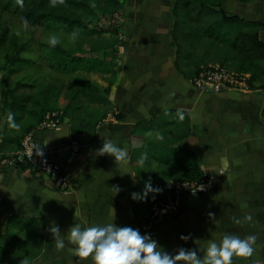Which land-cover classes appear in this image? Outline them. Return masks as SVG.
I'll list each match as a JSON object with an SVG mask.
<instances>
[{
  "label": "crops",
  "instance_id": "1",
  "mask_svg": "<svg viewBox=\"0 0 264 264\" xmlns=\"http://www.w3.org/2000/svg\"><path fill=\"white\" fill-rule=\"evenodd\" d=\"M134 4L133 34L126 42L121 40L127 51L124 63L109 67L91 56L97 52H87L76 65V71L96 82L111 100L97 135L84 132L78 140L73 139L67 117L58 129L38 134L54 158L65 162L71 178L69 190L60 191L30 168H9L0 183V232H20L14 215L35 217L46 231L45 247L35 264H92L90 257H75L67 240L65 248L58 249L49 231L51 224H58L62 235L77 222L86 226L114 222L137 228L150 216L155 202L174 198L171 192L149 193L146 201L131 198V193L144 190L148 180L157 187L159 163L139 159L150 152L149 146L157 153L177 148V166L197 164L203 172L223 168L225 174L210 194L182 197L178 213L161 223L158 243L174 253L179 247L202 248L208 240H219L226 233L254 234L252 256H234L232 264H264V88L240 92L196 86L175 67L170 43L172 0H159L154 20L145 25L136 11L141 5ZM222 6L264 25V0H223ZM260 38L264 42V28ZM173 109L189 118L190 135L175 140L176 128L170 125L141 130L133 142L137 123L155 118L161 123L166 116L163 113ZM0 120L2 134L8 135L6 119ZM104 139L126 146L127 158L116 161L110 154H98ZM73 141L80 146L70 158ZM133 146L138 163L131 160ZM173 154L170 151L169 156ZM248 216L250 220L245 219ZM237 218L242 223L237 224ZM182 234L189 238L182 240Z\"/></svg>",
  "mask_w": 264,
  "mask_h": 264
},
{
  "label": "trees",
  "instance_id": "2",
  "mask_svg": "<svg viewBox=\"0 0 264 264\" xmlns=\"http://www.w3.org/2000/svg\"><path fill=\"white\" fill-rule=\"evenodd\" d=\"M0 1L5 9L17 13L25 20L46 26L49 21H53L54 24L48 25L50 28L56 24L57 33L65 34L61 47L68 48L55 57L57 66L64 72L68 67L75 68L76 71L77 62L83 55L86 56V52L108 54V51L112 50L114 53L116 46L120 44V24L117 25L113 19L114 15H117L118 19L126 16L123 0ZM222 1L172 0L170 43L174 49L175 67L187 79L193 80L204 66L220 64L230 70L250 73L249 90L264 88V42L260 38L264 25L224 9ZM54 2L83 7L94 14L99 12L110 17L111 23L101 25L82 15H61L56 11ZM77 49L83 51H80L82 56L77 55ZM105 64L107 65L106 62ZM20 69V66L12 67L9 72L15 74ZM14 84L2 93L5 102L1 109L5 114L9 134L3 135V132H0V154L19 149L24 136L40 123L48 111L62 110V120L65 117L69 119L71 136L78 140L84 132L95 137L99 124L107 117L111 108L108 95L83 73L79 74L66 92L62 91L61 86L28 82L25 76ZM62 97L64 99L61 102ZM10 112L15 114L19 127H9L7 116ZM178 112L181 111L173 109L163 113L166 116L161 123L156 121L157 118L137 123L133 130V142L141 130H157L170 125L176 128L175 140L190 135L192 126L189 118L183 113V119H180ZM117 119L120 120V117ZM149 150L150 152L143 155L139 161L155 160L160 164V168L155 170V175L156 185L162 189L161 192H171L174 196L170 183L172 179H197L204 174L197 164H189L185 168L177 166V148H170L174 153L172 156H169V150L157 153L151 146ZM137 153L133 146L132 163H138ZM13 218L20 232H0V264H35L44 250L46 231L38 225L35 217L14 215Z\"/></svg>",
  "mask_w": 264,
  "mask_h": 264
},
{
  "label": "clouds",
  "instance_id": "3",
  "mask_svg": "<svg viewBox=\"0 0 264 264\" xmlns=\"http://www.w3.org/2000/svg\"><path fill=\"white\" fill-rule=\"evenodd\" d=\"M52 45L57 43L53 36ZM183 112H178L183 119ZM9 127L17 128L14 113H8ZM98 154H110L116 161L127 158V147H122L111 139H104ZM119 191V189H116ZM162 189L153 186L151 180L145 182L142 192L131 193V198L138 201H146L149 193H159ZM155 196H153V199ZM214 213H209L214 217ZM250 220L251 216L245 217ZM237 224L242 223L235 219ZM49 231L54 237L56 247L64 249L66 240L70 245L69 251L78 258H89L92 264H232L236 257H250L254 252L256 236L248 234L241 237L238 234L226 233L221 239H210L206 245L199 249L179 247L174 253L168 252L158 241L152 238L150 233H141L138 228L132 226H119L114 222L97 223L91 226L74 223L69 227L65 235L59 225L53 222ZM66 237V239H65ZM187 235H181L182 240H187ZM201 251L203 255H201Z\"/></svg>",
  "mask_w": 264,
  "mask_h": 264
},
{
  "label": "rangeland",
  "instance_id": "4",
  "mask_svg": "<svg viewBox=\"0 0 264 264\" xmlns=\"http://www.w3.org/2000/svg\"><path fill=\"white\" fill-rule=\"evenodd\" d=\"M126 6L124 18L118 19L114 15L113 21L120 24V40L126 42L129 36H132L133 23L131 20L134 3H139L140 9L138 12V19L146 23H152L154 20L157 4L159 0H123ZM1 2V1H0ZM130 5H126V3ZM56 11L61 15H82L93 19V23L101 25H109L111 18L103 16L99 12L96 14L90 12L88 9L79 6H70L68 4H59L54 2ZM129 7V9H128ZM54 24L49 21L46 25L38 22H31L23 19L17 13L5 9L0 3V119L5 118L2 112L4 99L2 93L7 91L9 87L14 86L15 82L25 76L26 81L36 82L39 84L45 82L46 84H53L57 87H62V91L66 92L68 87L73 84L81 72L74 71L75 68L68 67L67 71L57 66L56 54L62 53V50L68 49L61 47V43L65 38V34L57 33L56 24L53 28L48 25ZM62 34V35H61ZM55 37L57 43L52 45L50 40ZM67 38V37H66ZM121 41L116 46L114 53L108 51V54H98L96 56L87 53L98 60H105L109 66H119L124 63L127 57V51L121 46ZM61 49V50H59ZM78 56H82L81 49H77ZM85 53V54H86ZM82 57H87L83 55ZM21 67L20 71L15 74H10L12 67ZM0 130L3 132L0 120Z\"/></svg>",
  "mask_w": 264,
  "mask_h": 264
},
{
  "label": "built area",
  "instance_id": "5",
  "mask_svg": "<svg viewBox=\"0 0 264 264\" xmlns=\"http://www.w3.org/2000/svg\"><path fill=\"white\" fill-rule=\"evenodd\" d=\"M250 73L227 69L220 64L204 66L192 82L201 88L211 87L215 91L232 89L240 92L249 90ZM62 110L48 111L40 123L22 139L19 149L0 154V183L5 179L9 168L27 167L37 174L47 177L60 191L70 188V175L65 162L55 159L51 151L39 139V132L58 129L62 123ZM79 143L72 142V155L77 154ZM225 174V169L205 171L197 179H173L171 189L174 198L169 201H157L153 204L150 216L137 227L141 233H150L158 241L161 223L180 210L181 199L185 195L199 194L206 196L213 192Z\"/></svg>",
  "mask_w": 264,
  "mask_h": 264
}]
</instances>
